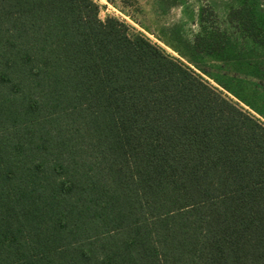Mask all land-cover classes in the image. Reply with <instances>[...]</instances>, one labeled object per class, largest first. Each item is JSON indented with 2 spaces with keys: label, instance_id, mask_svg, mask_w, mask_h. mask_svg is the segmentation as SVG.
I'll return each instance as SVG.
<instances>
[{
  "label": "trees",
  "instance_id": "trees-1",
  "mask_svg": "<svg viewBox=\"0 0 264 264\" xmlns=\"http://www.w3.org/2000/svg\"><path fill=\"white\" fill-rule=\"evenodd\" d=\"M0 264H264V125L91 0H0Z\"/></svg>",
  "mask_w": 264,
  "mask_h": 264
},
{
  "label": "rangeland",
  "instance_id": "rangeland-1",
  "mask_svg": "<svg viewBox=\"0 0 264 264\" xmlns=\"http://www.w3.org/2000/svg\"><path fill=\"white\" fill-rule=\"evenodd\" d=\"M91 1L264 125V0Z\"/></svg>",
  "mask_w": 264,
  "mask_h": 264
}]
</instances>
